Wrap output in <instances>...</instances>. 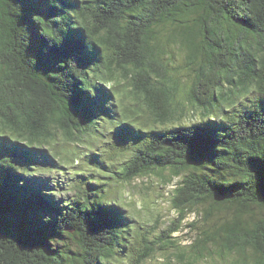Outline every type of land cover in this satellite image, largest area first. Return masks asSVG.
<instances>
[{
  "label": "trees",
  "instance_id": "1",
  "mask_svg": "<svg viewBox=\"0 0 264 264\" xmlns=\"http://www.w3.org/2000/svg\"><path fill=\"white\" fill-rule=\"evenodd\" d=\"M127 102L148 129L123 112L120 128L108 105ZM62 130L88 150L73 177L96 179L64 202L30 174ZM151 174L179 178L177 217L133 246L104 186ZM158 249L264 264V0H0V264H149Z\"/></svg>",
  "mask_w": 264,
  "mask_h": 264
},
{
  "label": "rangeland",
  "instance_id": "2",
  "mask_svg": "<svg viewBox=\"0 0 264 264\" xmlns=\"http://www.w3.org/2000/svg\"><path fill=\"white\" fill-rule=\"evenodd\" d=\"M109 86L102 84L100 89L101 96H106L107 92H110L109 87L113 84L112 82L108 83ZM129 105L128 109H123L118 103L115 110L112 109L109 105L108 108L111 111V115L118 117L117 122L120 124V128L125 130L127 127L130 128V125L127 122H124L121 119L122 112L127 115V118L136 117L137 120L143 119L146 121V124H138L140 128L145 129L149 128V123L147 121V115H144L143 110L141 109V102H127ZM220 116V115H219ZM218 116V117H219ZM146 118V119H145ZM116 120L104 121L100 123L102 132L107 135V132H110L108 126L114 124ZM109 125L107 126V124ZM99 124V122H98ZM135 126L134 128H137ZM92 135V134H90ZM94 137V136H93ZM106 137L99 136V140L102 143V147H108L104 141ZM54 141V143H52ZM45 144L37 146L36 155L37 160L32 168L33 172L30 173L33 178H35L36 184L43 183L49 185V193H53L55 199L60 198L64 201H71L78 194H88L92 193L91 184L96 182L95 178H92L88 181L89 176L83 175L80 178V181L74 178V170L85 167L84 153H87V148L79 143H75L69 136L66 135L64 130L59 131L58 134L53 139L46 140ZM52 144H51V143ZM79 144V145H78ZM95 145L94 143H92ZM92 145H87L88 148H91ZM124 149L122 152L124 155L133 154L134 150ZM102 149V148H101ZM128 151V153H126ZM100 153V152H99ZM101 153H108L107 151H102ZM49 157H44L46 155ZM52 154L59 155L60 159L50 160ZM64 159V160H63ZM92 166V164H91ZM121 166L118 165L117 170ZM108 168L101 172V175H97L101 182H108L106 174ZM82 173V172H81ZM97 174V173H96ZM114 175V174H113ZM169 180L172 179V175L169 171L166 172ZM111 179V178H110ZM118 179H120L118 177ZM179 180L178 177L172 181L170 184H165L164 178L157 174H151L145 177L137 178L131 184L118 183L117 178H112V185H105L103 195L106 199H112L113 205L119 208L121 215L120 218L127 223L129 229H132L133 235V246L139 245V240L141 234H147L151 238L155 239L158 237L161 232L166 230L170 226V223L173 219L177 217V210L172 206L173 195L175 192V184ZM118 181V182H115ZM174 184V185H173ZM174 190V192H173ZM81 192V193H80ZM94 200V197H91ZM97 199V198H96ZM197 214L190 213L188 218L183 223L179 233H176L175 236H178L182 240L183 246H190V241L188 240L193 234V230H189L188 222L194 220ZM128 243V242H127ZM135 248V247H134ZM136 249V248H135ZM168 253L164 252L161 249H158L156 254L151 257L148 262L149 264H169ZM234 258L231 256H219L215 255V258L210 257V260L201 261L199 264H234ZM124 264H128L127 260H124ZM174 264H182V262H176Z\"/></svg>",
  "mask_w": 264,
  "mask_h": 264
}]
</instances>
